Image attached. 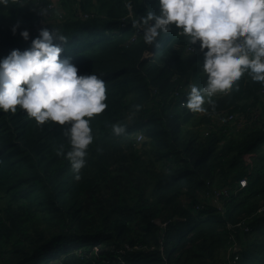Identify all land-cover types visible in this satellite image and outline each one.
Masks as SVG:
<instances>
[{"label": "trees", "instance_id": "1", "mask_svg": "<svg viewBox=\"0 0 264 264\" xmlns=\"http://www.w3.org/2000/svg\"><path fill=\"white\" fill-rule=\"evenodd\" d=\"M47 1L0 5L2 55L29 48L43 27L57 30L67 37L54 41L60 55L78 75L105 80L107 108L90 118L94 140L78 179L58 154L71 148L67 125L41 126L19 106L0 110V264H222L231 233L239 244L234 264H264V213H257L264 202V103L243 128L203 136L201 127L216 112L247 111L264 82L245 72L206 99L204 110L191 111L171 94L190 77L203 87L192 75L203 67V51H188V36L175 26L149 45L133 23L158 11L157 0H59L37 23L36 4ZM117 123L125 133H113ZM241 177L246 186L221 197V209L206 197L234 189ZM241 219L247 232L230 226Z\"/></svg>", "mask_w": 264, "mask_h": 264}, {"label": "clouds", "instance_id": "2", "mask_svg": "<svg viewBox=\"0 0 264 264\" xmlns=\"http://www.w3.org/2000/svg\"><path fill=\"white\" fill-rule=\"evenodd\" d=\"M8 4L0 0V5ZM157 5L158 11L149 10L133 22L144 41L153 45L175 26L191 44L199 42L204 54L207 82L191 86L188 109L204 110L206 99L230 89L245 72L264 82V0H157ZM20 35L28 40L30 34L24 29ZM57 40L66 43L67 37L43 27L29 48L12 49L0 58V110L15 113L19 106L41 126L49 121L67 125L71 148L58 154L66 155L78 179L94 140L90 118L107 108L106 82L94 72L78 75L71 58L61 57ZM112 129L121 135L126 125L113 124Z\"/></svg>", "mask_w": 264, "mask_h": 264}, {"label": "built area", "instance_id": "3", "mask_svg": "<svg viewBox=\"0 0 264 264\" xmlns=\"http://www.w3.org/2000/svg\"><path fill=\"white\" fill-rule=\"evenodd\" d=\"M38 2V1H37ZM36 2V3H37ZM55 7V2H52V0L47 1L45 4L39 2L38 4H36V15H37V23H41L43 22V19L45 18L44 16H51L53 13ZM44 11L45 14L44 15H40L39 12ZM85 17L88 16V14H84ZM188 51L190 52H194V51H199L200 49V45L199 42L195 43V44H189L186 48ZM193 85L192 80L189 78L185 84H180L178 87L174 88V90L172 91V98H174L175 100H178L180 105H184L186 104V100L188 98V94L191 90V86ZM259 98L260 101L256 102L255 105L249 107L247 109V111L244 112H230L227 110L224 111H219L216 112L214 114L211 115L210 120L205 123L202 124V135L206 136L208 134H210L213 131H216L218 127H224V126H230L236 129H240L243 128L245 126H247L248 124L254 123L259 116L262 113L261 110V103H264V87H262L259 91ZM143 133L142 132H137L136 134V140L140 141L141 139H143ZM247 184V180L245 177H241L238 180V185L234 188L231 189L230 187H224L221 190H216L213 189L212 193H207L206 197H210L211 199H213L218 208L221 209V197H229V195L232 192H236L238 189H241L243 187H245ZM204 207V203L200 202L193 205L192 207V211L196 212V214L198 213L199 209H203ZM257 213L259 214H263L264 213V202L259 206V208L257 209ZM154 222L156 224H158L162 229L165 228L167 222H162L158 219H155ZM233 227H237L240 228L243 232H247L249 230V227L247 224H245V220L241 219L239 220L237 223H235V225H230ZM235 235L233 233L230 234V239H231V245L228 247V253L227 256L225 258V260L223 261L222 264H234L235 261H237L239 259L238 255L239 254V244L237 243V241L235 240ZM97 246H93V250H96ZM128 250H132L137 249V246H134L133 248L128 247ZM45 264H49V263H45Z\"/></svg>", "mask_w": 264, "mask_h": 264}, {"label": "rangeland", "instance_id": "4", "mask_svg": "<svg viewBox=\"0 0 264 264\" xmlns=\"http://www.w3.org/2000/svg\"><path fill=\"white\" fill-rule=\"evenodd\" d=\"M4 56H6L7 54H3ZM3 55H2V53H1V51H0V57H3ZM195 78L197 77V78H200L201 79V84L202 85H204L206 82H207V79H205V77L207 76V73L203 70V67H199V69L196 71V73L194 74H192ZM193 77V78H194ZM190 79L192 80V82L194 83V81H195V79H194V81H193V79H192V77H190Z\"/></svg>", "mask_w": 264, "mask_h": 264}, {"label": "crops", "instance_id": "5", "mask_svg": "<svg viewBox=\"0 0 264 264\" xmlns=\"http://www.w3.org/2000/svg\"><path fill=\"white\" fill-rule=\"evenodd\" d=\"M39 0H35V3ZM41 1V0H40ZM46 1V0H45ZM59 0H52V2H58Z\"/></svg>", "mask_w": 264, "mask_h": 264}]
</instances>
